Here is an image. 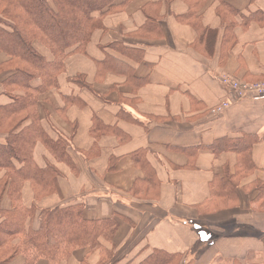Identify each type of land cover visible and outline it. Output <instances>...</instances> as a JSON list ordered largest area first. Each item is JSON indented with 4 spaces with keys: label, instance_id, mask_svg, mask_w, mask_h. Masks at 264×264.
Here are the masks:
<instances>
[{
    "label": "crops",
    "instance_id": "obj_1",
    "mask_svg": "<svg viewBox=\"0 0 264 264\" xmlns=\"http://www.w3.org/2000/svg\"><path fill=\"white\" fill-rule=\"evenodd\" d=\"M9 64L0 53L2 107L24 93ZM225 75L264 81V0H121L68 54L18 130L16 115L0 109V145L12 128L28 130L30 161L54 171L52 192L39 195L25 180L13 201L0 195V223L14 203L35 209L25 229H37L41 210L79 205L86 220L114 222L111 240H99L110 264L154 252L171 264H264V97L234 101ZM223 101L230 107L211 114ZM5 176L3 168L0 183ZM84 259L97 264L99 250H74L60 264Z\"/></svg>",
    "mask_w": 264,
    "mask_h": 264
},
{
    "label": "trees",
    "instance_id": "obj_2",
    "mask_svg": "<svg viewBox=\"0 0 264 264\" xmlns=\"http://www.w3.org/2000/svg\"><path fill=\"white\" fill-rule=\"evenodd\" d=\"M121 0H0V53L9 58V66L15 73L10 83L21 87L24 93L9 107L0 109L17 117L15 130H18L34 106L38 94L56 84V79L68 54L85 46L94 30L101 26L103 16ZM37 46L46 48L52 57L47 61L36 51ZM33 79L40 85L30 87ZM7 109V110H6ZM6 110V111H5ZM20 115H24L23 117ZM10 131L8 142L0 145V170L5 169V180L0 183V195L10 193V200L18 194L25 180L37 189L39 195L53 191L54 171H41L30 161L27 148L33 136L24 130ZM15 159L23 164L16 173H10L8 162ZM11 170V169H10ZM48 171V172H47ZM11 172H13L11 170ZM15 175V177H13ZM43 186V187H42ZM258 200L264 204V186L259 187ZM1 198V197H0ZM34 207L23 210L17 203L11 213H2L0 223V264L8 262L17 254L30 257L28 264L36 258L45 259L51 264H60L74 250H99L97 264H110L111 251L101 247L99 240H111L115 234L114 222L108 220H86L79 205L41 210L37 215V229H25L27 217L34 216ZM18 239L16 245L12 241ZM160 252H154L140 264H171L172 260ZM81 264H88L82 260Z\"/></svg>",
    "mask_w": 264,
    "mask_h": 264
},
{
    "label": "built area",
    "instance_id": "obj_3",
    "mask_svg": "<svg viewBox=\"0 0 264 264\" xmlns=\"http://www.w3.org/2000/svg\"><path fill=\"white\" fill-rule=\"evenodd\" d=\"M221 83L225 85L234 101L247 97H264V81L248 83L241 79L225 75L221 77ZM231 105V101H223L211 109V114H220L226 111Z\"/></svg>",
    "mask_w": 264,
    "mask_h": 264
}]
</instances>
